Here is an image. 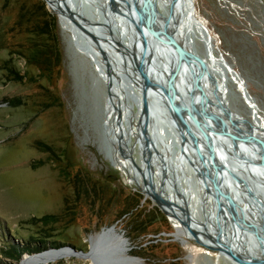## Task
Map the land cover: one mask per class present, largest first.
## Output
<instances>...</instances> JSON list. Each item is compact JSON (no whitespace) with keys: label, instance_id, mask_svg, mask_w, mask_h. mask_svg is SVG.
<instances>
[{"label":"rangeland","instance_id":"rangeland-1","mask_svg":"<svg viewBox=\"0 0 264 264\" xmlns=\"http://www.w3.org/2000/svg\"><path fill=\"white\" fill-rule=\"evenodd\" d=\"M93 1L84 0L85 11L106 18L103 0ZM194 3L214 37L212 54L224 57L219 83L228 108L243 124L264 131V0ZM120 16L124 23L117 33L127 37L130 26ZM63 26L46 0H0V264H22L24 256L63 249L71 253L27 264H92L78 252L89 251L97 234L114 224L129 240V264H234L187 238L130 181L135 173L128 166L143 163L137 143L142 124L133 100L140 92L131 71L123 64L124 74L117 77L123 89L116 104L124 119L118 126L109 80L77 46L96 40L75 25V41ZM102 29L111 33L110 26ZM192 42L205 53L198 38ZM158 126L169 132L161 120ZM118 134L122 143L113 140ZM184 171L192 178L190 209L203 218L202 189L193 169L186 165ZM180 184L188 190L185 177Z\"/></svg>","mask_w":264,"mask_h":264},{"label":"water","instance_id":"water-1","mask_svg":"<svg viewBox=\"0 0 264 264\" xmlns=\"http://www.w3.org/2000/svg\"><path fill=\"white\" fill-rule=\"evenodd\" d=\"M46 1L52 7L51 0ZM110 1L112 8L115 9L114 12L122 11L116 6V0ZM149 1L144 0L147 8ZM62 2L65 12L74 25L92 35L102 54L106 55L107 52L99 39L96 38L97 35L81 22V20L89 24L96 22L93 20L92 12L85 11L84 1L62 0ZM125 4L134 14L131 17V22L135 24V33L133 29V36H127L129 40L133 39L130 44L131 48L114 36L112 39L113 42L123 45V48H117L132 56L136 68L142 72L146 79L143 102L138 98L134 99L138 108L141 105L143 115L148 116L146 124H144V118L141 119L143 128L140 130L145 144L144 152L147 155L141 153L143 157L141 165L133 160V166L138 172V174H134L137 186L146 195V198L150 197L156 202L171 219L176 217L196 242L209 249L219 251L234 264H264V133H259V129L251 127L250 121L247 122V126L238 124L234 112L228 108L224 101L226 92L222 90L219 83V77H222L221 73L225 72L212 68L206 54L200 52L196 44H190L187 35L183 34L186 14L189 10L196 11L194 0H169L167 9L162 6L161 13L156 9L164 19L161 29L155 28L149 22L146 24L147 28L140 25L144 22L142 19L144 10L140 7L139 0H136L133 5L125 0ZM85 14L89 17H86ZM196 20L202 34L209 40L214 39L205 21L200 16L196 17ZM104 21L105 24H108L105 19ZM96 26L98 29H102V26ZM148 35L152 43L157 46V50L154 51L157 62L156 64L148 62L147 66H144L138 60L136 53L140 51L141 44L145 47L143 49L141 46V50L147 51L140 38L144 40L148 38ZM77 46L84 48L78 43ZM164 48L168 52L170 51L176 60L175 69L168 78V86L158 81L162 80L161 76L159 79L155 77L158 80L154 81L150 72L155 68L158 69L159 63H161L160 54ZM105 58L108 65L106 74L110 76L112 64L110 58L107 56ZM185 62L193 71L188 78L183 69ZM215 64L219 66V63ZM141 67H143V71ZM239 78H242L240 74ZM171 83L175 89L173 92L169 89ZM186 83L189 94H195L197 88L204 91L207 83L212 84V89L215 90H213L214 98L219 101V107L215 106L214 111L211 110L209 119L206 116L201 117L199 114L190 115L189 110L187 118L184 116L178 118L185 125L186 133L191 137L188 138L186 134H182L181 154H178L174 147L167 146V144L158 149L159 143L164 144L158 126L160 120L166 119L168 137L177 136V132L173 130V124L168 117L164 116L166 113L161 108L160 102L168 97L171 102V110H177L178 103L175 98H180L181 93L176 90V85H185ZM118 84L123 86L121 82ZM162 91L166 92V97L161 93ZM121 125L122 122H120ZM196 132L207 142L206 148L198 146L199 139ZM119 142L122 143L123 140L119 139ZM227 144H233V146L228 147ZM187 164L192 165L199 172L197 183L203 192L199 198L200 208L204 212L203 218H197L189 206L192 178H187L184 171ZM207 165L211 167L209 172L202 169ZM169 172L176 173V176L168 177ZM206 174H210L211 177L205 178L203 175ZM137 175L142 179L143 185H140ZM184 177L189 186L188 190L179 189ZM176 184L177 188L175 189ZM176 207L180 209L179 212ZM251 214H255V217L251 218ZM198 233L205 235L210 242L202 241ZM129 249L128 238L118 232L114 224L109 228L102 229L97 234L89 251L78 253L86 259L92 258L94 264H129L133 261V258L127 255Z\"/></svg>","mask_w":264,"mask_h":264},{"label":"flooded vegetation","instance_id":"flooded-vegetation-1","mask_svg":"<svg viewBox=\"0 0 264 264\" xmlns=\"http://www.w3.org/2000/svg\"><path fill=\"white\" fill-rule=\"evenodd\" d=\"M124 2H125V0H123ZM127 1V3H129L130 5H133L134 4V2L136 1V0H126ZM140 1V7L144 10V16H143V20H144V22H142V24H140V25H143V27H145V28H147V23L149 22L152 26H154L155 28H157V29H161L162 27H163V25H164V19L162 18V16L160 15V13L162 12V5H161V0H150L149 1V5H148V8L146 7V2H144V0L142 1V0H139ZM103 5H104V0H103ZM145 5V6H144ZM104 7H105V5H104ZM133 9V8H132ZM156 9L157 10H159L158 12H160L159 14L157 13V11H156ZM122 12V11H121ZM119 13V12H118ZM118 13H117V17H116V19L114 20L113 19V17L109 20V22H108V24H105L104 22H101V24L103 25V26H110L111 24H110V21L111 22H115L116 24H118L117 26L119 27V30H121V24H123L124 23V21L122 20V18H119L118 17ZM120 14V13H119ZM123 14V13H122ZM121 14V15H122ZM129 16L128 17H130V21H132V19H131V17L134 15L133 14V12L131 13V14H128ZM124 16H126L127 17V15H124ZM127 17V18H128ZM98 18L97 17H95V20H97ZM131 23V22H130ZM120 24V25H119ZM130 25V24H129ZM116 26V32H117V27ZM133 26V27H132ZM110 28H111V33L109 32V31H107V30H104V33L106 34V36H107V33L111 36V37H117V35L119 36V37H122L123 39H127V42H125L124 44L126 45V46H129V43H130V41H129V39H128V37H126V35H124L123 34V36L122 35H119L118 33H114V32H112V28L114 29V26L113 25H111L110 26ZM132 28V30H133V28H134V33H135V24L133 23V25L131 24V26H130V29ZM115 30V29H114ZM96 35H97V33H96ZM129 36V35H128ZM97 37H98V35H97ZM96 37V38H97ZM98 39V38H97ZM111 41V40H110ZM140 41H143L144 42V44H145V46H146V48H147V51L146 52H144L143 50H140V51H138L137 53H136V56H137V58H138V60L140 61V63H142V65H144V66H147V64H148V62H151L152 64H156V56L154 55L155 53H154V51H155V46H154V44L152 43V41L151 40H148V38H146V39H142V38H140ZM112 42V41H111ZM109 46H110V44H109ZM130 47V46H129ZM110 48H111V46H110ZM112 50H113V48H111ZM105 54H107V53H105ZM104 55V54H103ZM124 55L125 56H129V58L132 60V66H133V71L135 70L136 72L138 71V72H140V75L138 76L141 80H143V81H146V79L144 78V76H143V74H142V72L141 71H139L137 68H136V66H135V64H134V60H133V58H132V56L130 55V54H128V53H124ZM104 56H107L108 58H109V56H108V54L107 55H104ZM106 59V58H105ZM160 59H161V63H160V65H159V67H158V69L159 68H161V70H162V72L161 73H159V75L162 77V80H158V79H156L155 78V76H151V78H153V80L154 81H159L160 83H162V84H164V85H166V86H168V78L172 75V72L174 71V69H175V65H176V60H175V58L173 57V55H172V53L169 51H167V49H165L164 48V51H162V53L160 54ZM159 59V60H160ZM122 62L123 63H125V65H126V67H127V69H128V67L130 66L129 65V60H128V58H127V60L126 59H124V58H122ZM111 62V61H110ZM107 65V63H106V61H104L103 62V67H104V69L106 70V66ZM113 65V64H112ZM189 64L187 63V62H185L184 63V65H183V69L186 71V76H187V78L188 77H190L191 75H192V72L193 71H191V67L189 68V66H188ZM161 66V67H160ZM107 67H108V65H107ZM112 68H113V66H112ZM141 70L143 71V67H141ZM146 72V71H145ZM131 76H132V80L134 81V83L135 84H140L139 83V81H138V79L137 78H134L133 77V72H131ZM187 83H188V81H187ZM185 84V85H176V90H178L180 93H181V97L180 98H175V100L177 101V110H171V108H170V105H171V102H170V100H169V98L167 97L165 100L164 99H162L161 100V102H160V105H161V108L163 109V110H165V115L164 116H166V117H168L169 118V120L171 121V123L173 124V130L175 131V132H177V136H172V137H168V133L166 134L165 133V131L164 130H162L160 133V135H162V137H163V143L164 144H162V143H159L157 146H159V145H161V146H163V145H166V143H165V140L166 139H168L169 140V143L171 144V146L172 147H174V149L176 150V152L178 153V154H181V150H180V146H181V137H182V134L184 133V134H186L187 136H188V138H191L187 133H186V127H185V125H183V123H182V121H180L178 118L180 117V116H184V117H188V115L190 114H199L201 117H203V116H206L208 119H209V117L211 116V110L212 111H214V107L216 106V107H219V101L217 100V99H215L214 98V89H212L213 88V85L212 84H210V83H207L206 84V87H205V89H204V91L202 90V89H200V88H197L196 89V93L195 94H189V92H188V84ZM190 84V83H189ZM137 86V85H136ZM137 88V90L140 92V95H139V97H138V99H140L142 102H143V100H144V92H145V83H142V85H141V88L140 89H138V87H136ZM185 88V89H184ZM169 89L173 92V91H175V89L173 88V85H172V83L169 85ZM203 92H202V91ZM213 92H212V91ZM111 91V90H110ZM112 93V92H111ZM162 94H164L165 95V97H166V95L167 94H165L164 93V91H162L161 92ZM206 93V94H205ZM142 95V96H141ZM113 96V95H112ZM112 98V104H113V106L111 105L110 106V108H118L117 109V114L116 115H113V118H114V122H117V120H118V122L120 123V122H122V120L124 121V119H122L123 118V114L121 113V111H120V107H119V105H118V103L116 104V100L114 99V96L113 97H111ZM134 100V99H133ZM122 101V100H121ZM224 101H225V98H224ZM134 103H135V101H134ZM136 104V103H135ZM138 106V105H137ZM139 109V108H138ZM188 110H189V112H191V113H189L188 114ZM127 112H129V111H127ZM115 116V117H114ZM144 118V124H146L147 123V119H148V116H146V115H143L142 116V119ZM163 118V117H162ZM165 118V117H164ZM135 120V121H134ZM165 120L166 119H163V120H161L163 123H165ZM132 121H134V123L136 122V117H135V115H134V118H132ZM117 124V123H116ZM118 126H120V125H118ZM133 126V125H132ZM132 126H130V130H131V127ZM165 127H166V123H165ZM167 128V127H166ZM168 129V128H167ZM256 129H258V128H256ZM260 132H263L264 133V131H261L260 129H259V133ZM120 133V132H119ZM196 135H197V137H198V139H199V142H198V146L200 147H204V148H206L207 146H206V144H207V142H205L204 140H203V137L201 136V135H199V133H197L196 132ZM118 137H119V134H118V136H117V138H114L113 137V140H114V142L115 141H117L118 140ZM204 139H206V137H204ZM187 166H190L192 169H193V171H194V174H195V177L197 178V180H198V175H199V172H197L193 167H192V165H190V164H187ZM202 169H203V171H205V170H207L208 172L209 171H211V167H210V165L208 166H206V168L203 166L202 167ZM174 176H176V173L175 174H172V172H169L168 173V177H170V178H174ZM205 178H210L211 176H210V174H206V175H203ZM177 188V184L175 185V189Z\"/></svg>","mask_w":264,"mask_h":264},{"label":"bare ground","instance_id":"bare-ground-1","mask_svg":"<svg viewBox=\"0 0 264 264\" xmlns=\"http://www.w3.org/2000/svg\"><path fill=\"white\" fill-rule=\"evenodd\" d=\"M82 1H84V0H82ZM51 2H52V8L58 13V14H60V17H61V20H62V22H63V24H64V26H65V28H66V30L67 31H70V32H72L73 34H74V36H75V41L77 40L76 38H77V36L80 34V31H79V29L74 25V23L72 22V20H71V18L69 17V15L67 14V12H65V6H64V4H63V2H62V0H51ZM94 2V1H93ZM97 2V1H96ZM169 2V0H161V5L165 8V9H167V3ZM84 3V2H83ZM102 3V2H101ZM115 4H116V6L120 9V10H122V12L120 11L119 13L118 12H114V11H112V9L110 8L112 5H111V1L110 0H104V5H105V10H106V13H107V17L106 18H104L101 14H98V16H95V17H97L98 19L97 20H95V19H93V20H95L96 22H94L93 24H89V23H87V22H84L83 20H81V22L85 25V26H87L92 32H96L97 33V35H98V39H99V41H100V43H101V45L103 46V48L106 50V52H107V54H108V56H109V58H110V61H111V64H113L112 66H113V68H112V72H111V74H110V76H108L106 73V70L104 69V67H103V62H104V60L101 58V56L99 55V51H98V48H97V45L95 44V43H89V44H85V43H83V42H81V41H79V42H77L80 46H83L84 48H79L82 52H84L85 54H87L88 56H90V57H92L93 58V60L98 64V66H99V70H100V72H101V74H103V76L107 79V80H109V87L111 88V92H112V95L114 96V99L117 101V102H119V100L121 99V92H122V89H123V87L122 86H120L118 83H119V81L117 80V77H121L123 74H124V65L123 64H125V63H123L122 61V58H124V59H126L127 60V58H128V60L130 61L129 62V67H128V69L131 71V72H133V77L134 78H137L138 79V81H139V85L138 84H136L137 86L136 87H138V89H140L141 88V85H142V83H145V81H143V80H141L138 76L140 75V72H136L135 70L133 71V66H132V60L129 58V56H125L124 54H123V52L120 50V49H118L117 48V46H116V44L113 42V39H112V37L107 33V36H106V34L104 33V30L103 29H98L97 28V26L96 25H100V26H103L102 24H101V22H103L104 21V19L105 20H107L108 22H109V20L113 17V19L115 20L116 19V17H117V13H118V17L119 18H121L122 16H120L122 13H123V15H127V17L129 16L128 14H131L132 12L129 10V8H128V6H127V4H125V2H123V0H116L115 1ZM99 6V5H98ZM102 7V6H101ZM126 17V16H125ZM126 17V18H127ZM196 17L198 18V16L196 15V11L195 12H193L192 10H189L188 11V13L186 14V18H185V21H184V24H183V34L185 35H187V40L189 41V43L190 44H193V42H192V38H198L202 43H203V45H204V48H205V54H206V57L208 58V60H210V64H211V67L212 68H216L215 70L217 71H220V72H222L221 71V69H220V67L222 66V64H225V63H222V62H224V57H223V55L222 54H219V56L218 57H216V56H214L212 53H213V50H214V43H213V39L212 40H209L208 39V37H205L204 36V34H202L203 32H202V30L198 27V25H197V20H196ZM130 19V17H128L127 18V20H126V23L129 25V26H131V21L129 20ZM99 20V21H98ZM123 20V19H122ZM124 21V20H123ZM197 21V22H196ZM110 24L111 25H113L114 26V29L116 30V26L118 25V24H116L115 22L113 23V22H111L110 21ZM110 25V26H111ZM120 25V24H119ZM63 26V27H64ZM118 27V26H117ZM133 27V26H132ZM119 28V27H118ZM134 29V28H133ZM132 28L130 29V31H129V33H130V36H133V33H132ZM144 31V33H146V31L145 30H143ZM117 33V32H116ZM128 33V34H129ZM87 38V37H86ZM116 38H119V39H121V42H123V43H125V42H127V39H123L122 37H119L118 35H117V37ZM112 42H111V41ZM132 38H131V40H129L130 41V43H129V46H130V44L132 43ZM148 40H151L150 39V36L148 35ZM152 41V40H151ZM109 44H110V46H111V48H113V50L110 48V46H109ZM143 47V45L141 44L140 45V50H141V48ZM155 46V45H154ZM131 48V47H130ZM143 49H145V47H143ZM155 49L157 50V46H155ZM106 54V55H107ZM156 54H157V51H156ZM112 56H114V57H112ZM104 58V57H103ZM214 63H219V66L217 65V64H215L214 65ZM159 65H160V63H159ZM126 66V65H125ZM161 67V66H160ZM144 68H149V67H144ZM107 69V68H106ZM146 70V69H145ZM156 70V71H155ZM155 70L154 71H151L150 70V72H151V76H155L156 78H160V75L158 74V73H161L162 72V70H161V68H159V69H156L155 68ZM153 72V73H152ZM221 75H222V73H221ZM125 77V76H124ZM142 96V95H141ZM137 105V104H136ZM117 109L118 108H114L113 110L114 111H112V112H114L115 114H117ZM218 109V108H217ZM139 112H138V114L140 115L139 117L142 119V116H143V110L141 109V105L139 106V110H138ZM236 120H237V122H239L238 124L239 125H241V126H247V125H245V124H243L242 123V121L240 120V119H238V118H236ZM131 124V123H130ZM132 125H134L133 123H132ZM131 125V126H132ZM130 126V125H129ZM252 127V126H251ZM142 128H143V124L142 125H140V127H139V129L140 130H142ZM255 129H256V127H254ZM121 129V128H120ZM131 129H132V127H131ZM134 129V128H133ZM135 131V130H134ZM130 133H131V130L129 131ZM136 136V135H135ZM119 139V138H118ZM118 141V140H117ZM137 143H139V145H140V150H141V153H145L144 152V146H145V144H144V140H143V138H142V136H141V134H140V139H138V142ZM165 143L167 144V146H169V145H171L170 143H169V140L168 139H166L165 140ZM231 146H233V144H230ZM230 145L229 144H227V146L228 147H230ZM159 146H161V145H159ZM231 149H232V147H231ZM126 155V154H125ZM145 155H147L146 153H145ZM126 156H128V155H126ZM144 165H145V163H144ZM129 167V170H130V172H133V173H135V174H138V172H137V170L134 168V166L132 165V166H128ZM127 167V168H128ZM138 177V181H139V183H140V185H143V182H142V179L140 178V176L139 175H137ZM130 181L131 182H134V183H136V179H135V177H131L130 178ZM170 196H172V195H170ZM176 210H177V212H179L180 211V209L178 208V207H176ZM173 220V222H175V223H177L178 224V226H179V229L185 234V236L187 237V238H190V239H194L193 238V236L187 231V230H185V228L183 227V225H182V223L179 221V220H177V218L176 217H173L172 218ZM199 235H200V238H201V240L202 241H204V242H210V240L207 238V237H205V235H203L202 233H198ZM94 243V242H93ZM65 253H71V250H69V249H63L62 251H59V250H52V251H46V252H43V253H40V254H38V255H34V256H24L23 257V260H22V264H27V263H33V262H42V261H45V260H49V259H53V258H57V257H61L62 256V254H65ZM223 256V255H222ZM89 260L92 262V264H94V262H93V260H92V258H89Z\"/></svg>","mask_w":264,"mask_h":264},{"label":"trees","instance_id":"trees-1","mask_svg":"<svg viewBox=\"0 0 264 264\" xmlns=\"http://www.w3.org/2000/svg\"><path fill=\"white\" fill-rule=\"evenodd\" d=\"M136 204H139V203H136ZM138 209H140V208H138ZM145 231V230H144Z\"/></svg>","mask_w":264,"mask_h":264}]
</instances>
